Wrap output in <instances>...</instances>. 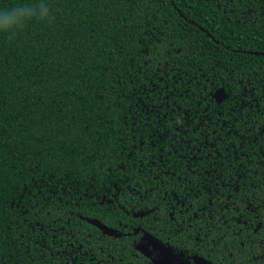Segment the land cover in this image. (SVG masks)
<instances>
[{
  "label": "trees",
  "instance_id": "16d2710c",
  "mask_svg": "<svg viewBox=\"0 0 264 264\" xmlns=\"http://www.w3.org/2000/svg\"><path fill=\"white\" fill-rule=\"evenodd\" d=\"M23 4L49 18L0 31V264H264V0Z\"/></svg>",
  "mask_w": 264,
  "mask_h": 264
},
{
  "label": "clouds",
  "instance_id": "9594fccd",
  "mask_svg": "<svg viewBox=\"0 0 264 264\" xmlns=\"http://www.w3.org/2000/svg\"><path fill=\"white\" fill-rule=\"evenodd\" d=\"M48 19L49 11L46 5H16L9 10L0 11V31L14 33L23 27L24 23L33 19Z\"/></svg>",
  "mask_w": 264,
  "mask_h": 264
},
{
  "label": "water",
  "instance_id": "95a60500",
  "mask_svg": "<svg viewBox=\"0 0 264 264\" xmlns=\"http://www.w3.org/2000/svg\"><path fill=\"white\" fill-rule=\"evenodd\" d=\"M224 98H225V92L223 88H219L218 90L215 91L213 95V99L217 103L222 102ZM90 223L96 228H98L105 235L112 236L114 234V231L111 228L105 226L100 221L91 220ZM148 244L149 246H152L154 249H156V251H158L161 255V259H159L155 264H173L172 254L169 251H167V249H165L161 244L153 242L149 240V238H148ZM138 251L144 256H147L148 246L142 245L138 247ZM199 261L200 260H198V262Z\"/></svg>",
  "mask_w": 264,
  "mask_h": 264
},
{
  "label": "flooded vegetation",
  "instance_id": "af4514ba",
  "mask_svg": "<svg viewBox=\"0 0 264 264\" xmlns=\"http://www.w3.org/2000/svg\"><path fill=\"white\" fill-rule=\"evenodd\" d=\"M150 240V239H149ZM154 242V241H153ZM146 243L147 244H144L145 246H148V255L147 256H144L143 254H141L139 251H138V247H140V246H142V244L141 245H139V246H137L136 247V250L142 255V256H144V257H150L151 256V249H150V247H152V246H149V244H148V237L146 238ZM157 243V242H156ZM153 248V247H152ZM165 248V247H164ZM165 249H167V251H169L171 254H172V262H173V264H207L202 258H199V257H193V256H184V255H182V252L181 253H179V254H174V253H172L168 248H165ZM156 250V249H155ZM157 252V254L154 256V258L151 260L152 261V264H155L159 259H161V255H160V253L158 252V251H156ZM181 258V260H179V257ZM198 260H200L199 262H198Z\"/></svg>",
  "mask_w": 264,
  "mask_h": 264
}]
</instances>
